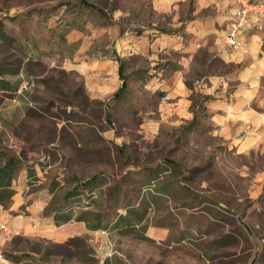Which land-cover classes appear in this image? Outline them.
Here are the masks:
<instances>
[{"label": "rangeland", "instance_id": "1", "mask_svg": "<svg viewBox=\"0 0 264 264\" xmlns=\"http://www.w3.org/2000/svg\"><path fill=\"white\" fill-rule=\"evenodd\" d=\"M65 20L72 25L62 41L55 34ZM169 21L150 0H0L10 38L0 44V72L18 70L9 88L23 86L17 101L0 95V153L22 161L14 198L40 206L29 229L4 242L10 264H264V152L236 153L198 87L235 67L196 56L179 88L185 120L176 97L164 101L161 91L176 63L150 65L175 56L126 53V37L141 35L126 33L152 24L171 32ZM120 65L126 88L115 99ZM158 166L167 171L153 180ZM82 212L99 213L100 228L74 221ZM15 215L31 217L24 208ZM63 215L72 219L57 226ZM101 230L107 238L94 236Z\"/></svg>", "mask_w": 264, "mask_h": 264}, {"label": "crops", "instance_id": "2", "mask_svg": "<svg viewBox=\"0 0 264 264\" xmlns=\"http://www.w3.org/2000/svg\"><path fill=\"white\" fill-rule=\"evenodd\" d=\"M150 7L156 14L170 18L167 25L172 31L162 33L156 28L157 24H152V28L143 29L142 32L126 33L141 34L126 37V44L130 48L126 52L128 56H146L149 59L160 54L175 56L176 59L170 60L160 55L162 58H157L159 62L150 65L168 68L173 65L172 62L176 63L177 68L166 73L161 91H165L169 97H176L177 110L181 119L185 120L190 119L184 108L186 92L179 88L185 84L184 71L195 62L196 56L201 51L213 53V58L222 64L234 66L235 70L227 74L204 76L198 87H202V93L209 97L207 108L217 134L232 145L236 153L264 152V20L252 19L240 35L242 46L230 49L222 44V38L235 12L231 0H150ZM20 39V45L29 44L28 38L22 36ZM7 78L9 76L5 75L1 79L9 82ZM19 83L16 91H3L0 88V95L12 94L11 98L19 100L23 87ZM229 83L233 85L228 87ZM14 197L7 209L0 207V224L7 227L11 236L24 234L40 209L35 205L24 207L25 196L18 200ZM23 208L31 217L14 216ZM37 222L39 227L49 223L38 219ZM11 236L0 231V251H3L4 242Z\"/></svg>", "mask_w": 264, "mask_h": 264}, {"label": "trees", "instance_id": "3", "mask_svg": "<svg viewBox=\"0 0 264 264\" xmlns=\"http://www.w3.org/2000/svg\"><path fill=\"white\" fill-rule=\"evenodd\" d=\"M83 6L85 8H89V9H95L92 5L86 3V2H82ZM79 18V15L76 14L75 16V20L77 21ZM68 20H65L62 24V33L63 34H55L57 37L58 40H62L64 41L67 34L69 33V30H71V23L67 22ZM3 28V24L2 22H0V41L1 42H5V41H8L10 40V38L8 37V35L2 30ZM166 33L165 31L162 30V33ZM24 39H27L24 37ZM20 48L21 49H25L26 50V46L24 45H20ZM121 70H122V65L119 66V69H118V74H119V79L120 81L122 82L120 88L118 89V91L113 95V98H118L120 97V95L123 93V91L125 90L126 88V82H125V79L123 78L122 76V73H121ZM5 75H8V76H16L18 75V70H7V71H3V72H0V88L3 90V91H16L17 87H18V83L16 82L14 84V87L10 90L9 88V83L6 82L5 80L1 79L3 76ZM206 101L209 100V97L206 96V98H204ZM193 118L192 120L190 121V126H194L195 123L197 122V117L195 114H193ZM22 165V161L20 158H18L17 156L15 155H3L0 153V207H2L3 209H7L10 204L12 203V199L14 197V195L16 194L14 188H13V183L18 175V173L20 172V167ZM30 169V171L28 172V177L31 178V176H34L35 175V172H34V169L33 168H28ZM166 169L158 166L156 169H152L151 170V174L153 176V180H157L158 177L160 175H163L166 173ZM29 179V178H28ZM97 180V177H92L91 179L85 181V182H82V185L84 186H87L89 184H93L95 183ZM152 182V181H151ZM151 182L149 181V183L147 184H151ZM83 186V187H84ZM165 188L167 189V186H165ZM165 188H162L161 190H159V192L161 193L160 195H164L166 196V194L163 192V190H165ZM151 191V190H149ZM73 193V192H72ZM72 195V194H71ZM92 198L95 197V194L92 193ZM146 195V193H145ZM93 200V199H92ZM92 203L90 204H87L86 207H91ZM82 208H84V206H81ZM85 207V208H86ZM66 212V211H65ZM64 212V213H65ZM135 214L134 212L131 213L130 212V215H133ZM101 215L99 213H95V212H82L81 214H79L75 219L74 221L76 222H81V223H84L86 228L90 231H94V230H97L100 228V224L102 223V220H101ZM72 218L69 216H60V219L58 217H54V222L57 223V226L59 225H62V224H66L68 223ZM59 220H61V223H59ZM123 220H128L126 217H123ZM90 221H93L94 224L93 225H90ZM126 222V221H125ZM127 226V225H126ZM131 225L129 224V226L127 227H130ZM2 254L4 256V258L9 262L10 264V261L8 260V258L6 257V255L4 254V252L2 251Z\"/></svg>", "mask_w": 264, "mask_h": 264}, {"label": "built area", "instance_id": "4", "mask_svg": "<svg viewBox=\"0 0 264 264\" xmlns=\"http://www.w3.org/2000/svg\"><path fill=\"white\" fill-rule=\"evenodd\" d=\"M235 5V12L228 24L227 31L222 38L224 46L230 49H237L242 46L240 35L248 27L249 22L254 19L257 21L264 20V0H231ZM169 96L164 97V101H169ZM0 231L6 236H11L5 225L0 224ZM94 236L107 238L106 231H96ZM0 264H9L0 251Z\"/></svg>", "mask_w": 264, "mask_h": 264}, {"label": "water", "instance_id": "5", "mask_svg": "<svg viewBox=\"0 0 264 264\" xmlns=\"http://www.w3.org/2000/svg\"><path fill=\"white\" fill-rule=\"evenodd\" d=\"M250 264H256V263H255V261L253 260V261H251V263H250Z\"/></svg>", "mask_w": 264, "mask_h": 264}]
</instances>
